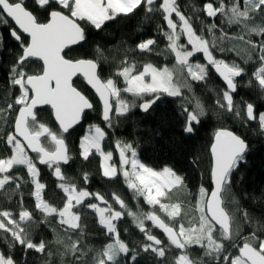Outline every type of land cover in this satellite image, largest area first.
<instances>
[{
	"label": "snow or ice",
	"instance_id": "1",
	"mask_svg": "<svg viewBox=\"0 0 264 264\" xmlns=\"http://www.w3.org/2000/svg\"><path fill=\"white\" fill-rule=\"evenodd\" d=\"M33 3L46 12L44 21L28 8L26 0H0V24L8 25L11 21L10 35L19 42L20 48L8 73V86L17 91L10 94L9 102L0 104V123L5 126L0 132V142L8 153L0 156V190L12 185L14 191L21 189L24 178L14 175L13 170L22 166L32 185L29 195L35 201L34 210H29L24 207L21 195L17 211L0 209V239L7 242L9 249L7 253L0 251V264H17L11 254L17 245L25 253L34 250L44 254L49 249L48 241L36 242L33 238L36 213L40 215L39 223L48 226L54 234L51 243L57 246L55 254L60 256L61 264H68L66 257L71 258L70 264H88L86 258L91 252L95 253L92 264H137L140 252H150L164 261L173 249L178 251L171 264H264V226L242 235L240 226L223 206L232 173L244 160L248 148L241 136L228 129L219 128L214 132L210 147L211 188L201 185L192 194L195 204L191 211L195 214L187 217V223L182 203L164 202L173 190L186 188L184 177L167 166L156 170L146 165L139 159L133 143L119 139L115 141L117 164L113 151H105L103 147L108 133L99 125H89L80 138V156L88 160L93 154L99 155L101 175L109 180L122 176L133 199L142 198L150 210L144 211L138 205L137 211H133L113 192L111 201L120 209L116 210L104 194L81 186L88 183V173H83L78 184L66 176L61 167L72 159L64 134L81 123L86 111L94 110L92 101L74 86L77 76H82L94 90L107 128L114 127V117L118 120L133 108L147 113L162 96H167L181 101L184 131L191 134L194 125L206 115L192 83L206 81L211 66L226 85L216 92V107L243 123L255 121L264 133V111L257 112L252 103L234 100L236 79L245 73L244 67L214 55V50L231 52L243 45L245 63L254 56L259 61L260 66L252 75L264 92V0H243L242 7L241 0H212L201 9L193 10L194 13L202 11L208 18L219 15L222 23L237 26L238 31L231 35L214 22L204 24L197 34L192 17L184 14L177 0H33ZM140 8L146 16L159 14L166 24V29H158L167 41L163 50L156 51L155 38L125 48L123 60L107 78H102L98 71L101 63L108 61L105 49L96 46L92 58L69 55L73 46L87 41L89 26L102 30L106 22L135 14ZM218 28L219 36L216 35ZM253 36L259 39L254 40ZM181 37L186 43L180 42ZM225 41L231 47L225 46ZM136 50L147 54L155 52L165 59L172 56L174 63L171 66H156L151 62L138 64L128 55ZM198 53L203 54L206 63L191 61ZM33 62L38 63V70L30 69ZM41 106L51 109L58 131L38 119L37 109ZM38 164L47 166L56 178L57 188L63 193L60 204L45 199L46 184L40 180ZM78 208L91 209L96 215L108 237L102 249L85 246L83 214ZM158 213H163L165 218ZM125 214L144 234L143 243L130 246L121 239L116 222ZM242 216L250 221L247 211H243ZM146 221L162 230L167 244L152 234ZM193 246L203 250L202 257L191 256L189 250ZM46 255L49 258L46 264H51L54 253L48 250Z\"/></svg>",
	"mask_w": 264,
	"mask_h": 264
},
{
	"label": "trees",
	"instance_id": "2",
	"mask_svg": "<svg viewBox=\"0 0 264 264\" xmlns=\"http://www.w3.org/2000/svg\"><path fill=\"white\" fill-rule=\"evenodd\" d=\"M177 2L184 14L192 17L193 27L197 30V34H200V29L204 27V24L213 22L230 35L238 31L237 26H228L226 23H222V17L219 15L215 18H208L202 11L194 13V9H201L206 2H212V0H177ZM26 4L30 10L34 11V14L38 15L41 21L46 19V12L39 9L33 0H26ZM241 6H243V0H241ZM10 27H12L11 21L8 25L0 24V104L9 102L10 94L17 91L8 86L9 70L20 52L19 42L10 35ZM160 27L166 29V24L159 14L153 13L146 16L143 8H140L135 14L121 15L115 20L106 22L102 30H96L89 26L87 28V41L74 46L69 55L75 58H92L96 46L105 49L108 61L101 63L99 73L102 78H107L115 71L117 64L123 60L125 48H131L144 39L155 38L157 41L156 51L163 50L167 41L160 34L158 30ZM204 34L207 35L206 32ZM216 35H220L219 28L216 30ZM252 38L254 40L259 39L255 36ZM180 42L186 43L185 38L181 37ZM224 45L231 47L228 41H225ZM242 48L243 45H240L236 51L224 53L214 50V55L218 59H225L228 62L234 61L244 67L245 73L236 79L237 91L233 94L234 100L252 103L256 111L261 112L264 111V92L259 89L252 75L260 64L255 56L253 60L245 63L246 57ZM128 55L130 59H135L138 64L151 62L156 66L164 64L171 66L174 63V57L169 56L168 59H165L163 55H157L155 52L147 54L136 50L129 52ZM191 61L206 63L202 53L196 54L191 58ZM29 67L31 70H38L39 66L38 63L33 62ZM74 85L94 105V110L86 112L81 125L64 134L72 159L66 165L61 164L62 172L71 177L74 182L80 184L83 173L86 172L89 177L88 183L81 186L89 191L104 194L111 203H114L111 201V194L115 192L126 201L128 207L133 211H137L138 205L144 211L150 210L142 198L133 199V193L127 189L122 176L109 180L101 175V157L99 155L93 154L88 160H84L80 156L79 141L85 135L86 127L91 124L99 125L105 128L108 133L103 147L105 151H113V160L117 164L119 158L115 151V141L119 139L133 143L137 147L139 158L148 166L158 170L167 166L184 177L186 188L173 190L164 202L182 203L185 223H187V217L194 215L190 209V206L195 204L192 194L196 193L201 185L208 189L211 188L210 147L214 132L219 128L227 127L242 136L248 144V149L244 160L232 173L231 187L224 195V206L232 215L235 223L240 226L242 235H248L254 229L264 226V133L260 131L255 121L243 123L235 116L221 112L216 107V92L226 86L217 78L211 66H209L206 81L192 83L194 93L205 106L206 115L198 125H194V132L191 134L184 131V115L180 108L181 101L177 98L162 96L161 100L157 101L147 113H143L139 108H133L126 115L119 117L118 120L114 117V127L107 128L101 119L100 102L84 79L82 77L76 78ZM37 115L40 121L46 122L54 131H58V126L49 107L37 109ZM4 130L5 126L0 123V132ZM7 154L5 145L0 142V156ZM29 154L35 156L34 153ZM37 166L40 169V180L46 184L45 199L60 204L63 193L57 188V180L52 171L47 166L39 164ZM13 174L23 177L25 182L22 183L19 191H14V185L6 186L7 190H0V209L17 211L22 195L24 207L34 210L35 201L29 195L32 185L29 182L26 169L22 166L17 167L13 170ZM114 208L119 209V205L115 204ZM77 210L83 214L82 219L86 233L85 246L94 250L102 249L108 242V237L98 224L96 215L88 208H78ZM243 211H247L250 221L244 220ZM160 215L165 218L162 214ZM35 219L37 223L33 225L32 233L34 240L36 242H39L40 239L48 241L49 249H46V253L48 250L54 253L51 264H61L60 256L55 254L57 246L51 243L54 240V234L48 226L39 223V213L35 214ZM116 223L121 239L127 241L130 246L144 242V234L139 231L132 218L127 214ZM145 224L152 234L167 244L166 236L158 228L153 227L151 221H146ZM0 251L6 253L9 251L7 242L3 239H0ZM177 251L173 249L169 252L168 259L164 261H159L150 252H140L137 264H171ZM189 251L192 257L200 258L203 256V250L197 246H193ZM46 253L41 254L34 250H28L25 253L19 245L11 250L17 264H46L49 259ZM94 254V252L88 254L86 258L88 264H92ZM65 260L70 264V257H66Z\"/></svg>",
	"mask_w": 264,
	"mask_h": 264
},
{
	"label": "water",
	"instance_id": "3",
	"mask_svg": "<svg viewBox=\"0 0 264 264\" xmlns=\"http://www.w3.org/2000/svg\"><path fill=\"white\" fill-rule=\"evenodd\" d=\"M77 46V45H76ZM74 47V46H73ZM99 71V70H98ZM213 71H214V69H213ZM215 72V71H214ZM216 74V76H217V78L224 84V82H223V80H222V78H220L219 76H218V74L217 73H215ZM78 77H82V76H77V77H74V80L76 79V78H78ZM83 78V77H82ZM239 78V77H238ZM84 79V78H83ZM85 81V80H84ZM85 83L87 84V82L85 81ZM225 85V84H224ZM75 86V85H74ZM87 86L91 89V87L87 84ZM226 86V85H225ZM76 87V86H75ZM77 89L79 90V91H81L78 87H77ZM92 91H93V93L95 94V92H94V90L93 89H91ZM82 92V91H81ZM83 93V92H82ZM84 94V93H83ZM96 95V94H95ZM97 97V96H96ZM97 99H98V97H97ZM99 101V100H98ZM44 107H48V106H41V107H38V109H41V108H44ZM88 111H90V110H88ZM87 112V111H86ZM144 113V112H143ZM54 118V117H53ZM55 121V120H54ZM82 122H83V119H82V121H81V123L80 124H78V125H76V126H74V128H76L77 126H79V125H81L82 124ZM56 123V122H55ZM58 126V125H57ZM73 128V129H74ZM223 128H225V129H228V130H230V131H232V132H234L235 134H237V135H239L235 130H233V129H230V128H227V127H223ZM70 130H72V129H70ZM240 136V135H239ZM242 137V136H241ZM248 149V148H247ZM31 153V152H30ZM246 153H247V151H246ZM245 153V154H246ZM118 158H119V156H118ZM63 164V163H62ZM224 206V205H223ZM225 207V206H224ZM225 210L227 211V209L225 208ZM160 230V229H159ZM161 232H162V230H160ZM163 233V232H162ZM164 234V233H163ZM167 238V237H166Z\"/></svg>",
	"mask_w": 264,
	"mask_h": 264
},
{
	"label": "rangeland",
	"instance_id": "4",
	"mask_svg": "<svg viewBox=\"0 0 264 264\" xmlns=\"http://www.w3.org/2000/svg\"><path fill=\"white\" fill-rule=\"evenodd\" d=\"M242 7V6H241ZM173 19H177L175 16H173ZM87 129H88V126L86 127V132H87ZM86 132H85V134H86ZM140 159V158H139ZM141 160V159H140ZM141 162H143L142 160H141ZM144 163V162H143ZM147 165V164H146ZM156 170H158V169H156ZM160 170H162V169H160ZM175 191V190H174ZM175 194H177V192H175ZM126 202V201H125ZM114 203H113V207H114ZM102 207H103V205H101ZM192 206H194V205H191L190 206V209H191V207ZM116 209V208H115ZM116 210H119V209H116ZM158 214H162L163 216H164V214L163 213H158ZM195 214V213H194Z\"/></svg>",
	"mask_w": 264,
	"mask_h": 264
},
{
	"label": "flooded vegetation",
	"instance_id": "5",
	"mask_svg": "<svg viewBox=\"0 0 264 264\" xmlns=\"http://www.w3.org/2000/svg\"><path fill=\"white\" fill-rule=\"evenodd\" d=\"M45 108V107H44ZM42 109V108H41Z\"/></svg>",
	"mask_w": 264,
	"mask_h": 264
}]
</instances>
